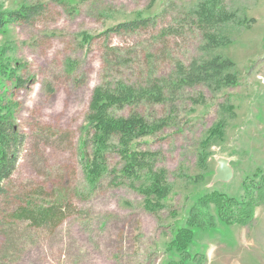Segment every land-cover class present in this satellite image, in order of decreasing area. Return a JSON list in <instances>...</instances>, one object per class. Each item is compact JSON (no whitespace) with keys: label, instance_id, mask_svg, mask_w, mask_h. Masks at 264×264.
Returning a JSON list of instances; mask_svg holds the SVG:
<instances>
[{"label":"rangeland","instance_id":"1","mask_svg":"<svg viewBox=\"0 0 264 264\" xmlns=\"http://www.w3.org/2000/svg\"><path fill=\"white\" fill-rule=\"evenodd\" d=\"M206 3L213 5L207 13L218 10L208 21L197 14ZM34 4L46 12L0 30V110L25 135L0 197V227L6 211L29 199L61 202L67 218L54 229L5 227L0 264H264V206L241 227L224 224L210 204L214 195L228 204L243 200L256 171H264V0H0V14ZM145 18H156V28L97 38ZM106 45L126 58L113 68L115 80L145 87L152 73L162 87L159 103L113 112L164 121L155 134L131 139L125 163L115 154L119 140L103 135L87 146L92 162L83 157L85 118L105 79ZM217 56L232 63L233 86H172L177 64L188 68ZM146 153L155 162L144 167ZM103 154L109 172L94 186ZM219 158L232 177L212 185ZM88 164L93 178L86 179ZM114 179L122 183L117 188ZM202 198H210L206 206ZM193 213L204 227L187 226ZM186 231L190 240L179 244L177 234Z\"/></svg>","mask_w":264,"mask_h":264},{"label":"trees","instance_id":"2","mask_svg":"<svg viewBox=\"0 0 264 264\" xmlns=\"http://www.w3.org/2000/svg\"><path fill=\"white\" fill-rule=\"evenodd\" d=\"M206 6L213 5L206 3L200 8V13L199 11L197 13L199 16H202L201 18L204 21H208L218 12L214 8L216 12L212 10L207 13L205 11ZM45 12L46 7L44 5L34 4L7 12L5 15L0 14V30L15 22L29 23ZM226 16L229 17L227 14ZM221 17L223 19L224 15L222 14ZM149 28H156V18L138 19L117 24L98 35L97 38L101 36L108 40L110 36H120L123 34L133 35L140 31L148 30ZM209 44L218 46V44H214V39ZM102 62L105 79L93 90L90 98L88 114L85 118L86 125L83 129V157L89 160L88 163L92 162L90 155L93 156V153L90 152L93 151L88 147L97 145V138L103 135L105 137H115L117 141L119 140L118 149L115 154L121 162L125 163L124 157H127V154L131 150L133 141L131 139L155 134L163 128L160 125L164 121L159 120L157 122L147 123L143 118L131 112L124 117H117L113 112L131 107L135 103H141L144 100H153V102L159 103L162 87H159V77L156 74L152 76V73L145 80V87L134 88L132 85H126L121 80H115L112 75L113 68L119 70L126 63V58L122 56V50L118 47L106 45L102 54ZM175 68L174 81H172V86L175 88L182 89L198 84L207 86L220 84L221 87L233 86L235 84L236 77L231 73L233 68L232 63L218 56L202 63L193 62L188 68H185L181 64H177ZM4 73L8 74L7 71H4ZM215 76H218V78H214ZM217 89L220 88L217 87ZM24 144V133L18 129L15 122L9 116L2 114L0 110V197L6 195L4 184L12 178L16 171ZM146 154L148 155L143 156V160H140L144 167L151 161L155 162L154 158L150 156V153ZM106 157L104 154L101 157L100 175L94 182V186H100L101 183L99 180L109 172L107 170H109L110 166ZM88 168L89 164L84 169L86 179L87 177L93 178V172ZM255 176L256 181L254 183L251 181V185L253 186L245 190L244 199L235 204H232L230 199H228V204L222 195H214L212 197L210 204L217 208L219 219L224 224L246 227L252 223L254 209L258 206H264V171L257 170ZM110 183L114 188L122 184L116 182L115 179L111 180ZM209 200L210 198H202L200 199V203L202 206H206ZM66 215V208L61 202L38 205L29 199L25 200L14 210L4 213L5 221L1 223L3 225H1L0 231H4L5 227L16 225V223H27L29 226L36 228L48 227L54 229L67 218ZM6 216H9L10 219L8 220ZM187 226L202 228L204 227V221L198 219L197 215L193 213L187 222ZM189 237L190 233L186 231V235L181 238L177 234L175 240L179 241L180 244V239L187 238V241H189ZM183 253L185 254V259H188V255L185 252Z\"/></svg>","mask_w":264,"mask_h":264},{"label":"water","instance_id":"3","mask_svg":"<svg viewBox=\"0 0 264 264\" xmlns=\"http://www.w3.org/2000/svg\"><path fill=\"white\" fill-rule=\"evenodd\" d=\"M232 177V171L228 166L226 159L219 158L217 160V166L215 168L214 176L212 178V185L218 182L225 183L228 182Z\"/></svg>","mask_w":264,"mask_h":264}]
</instances>
